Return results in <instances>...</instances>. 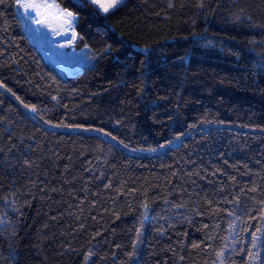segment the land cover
<instances>
[{"label":"trees","instance_id":"obj_1","mask_svg":"<svg viewBox=\"0 0 264 264\" xmlns=\"http://www.w3.org/2000/svg\"><path fill=\"white\" fill-rule=\"evenodd\" d=\"M55 1L73 74L0 3V264H262L264 0Z\"/></svg>","mask_w":264,"mask_h":264},{"label":"rangeland","instance_id":"obj_2","mask_svg":"<svg viewBox=\"0 0 264 264\" xmlns=\"http://www.w3.org/2000/svg\"><path fill=\"white\" fill-rule=\"evenodd\" d=\"M44 1L45 0H25V2H35L38 4H43ZM48 1L54 4L59 11H64L55 0ZM126 1L127 0H124V3ZM19 11L23 18L25 29L31 40L38 45L46 60L55 65L63 74H73L88 63L89 57L87 50L79 48L76 39L74 40L73 46L69 44L68 47H60L61 44L67 43L71 40L73 28L75 29V21L71 26V35L58 43L50 35L41 34L39 32L37 23L35 22V9H30L28 14L25 13V10L22 7H19Z\"/></svg>","mask_w":264,"mask_h":264},{"label":"snow or ice","instance_id":"obj_3","mask_svg":"<svg viewBox=\"0 0 264 264\" xmlns=\"http://www.w3.org/2000/svg\"><path fill=\"white\" fill-rule=\"evenodd\" d=\"M88 2L94 6V8L104 14H108L111 11H114L118 9L122 4H124V0H88ZM0 3H3V0H0ZM16 3L19 7H22L25 10V13L28 14V11L30 9H35L37 10V15H41L42 13L39 11L41 8H50L52 5H42L38 4L35 2H25V0H16ZM59 7V6H57ZM62 16L65 17V23L71 27L73 22L76 20V16L74 15L73 12L64 10L62 12ZM37 24H44L46 21L37 19L35 21ZM59 34V33H58ZM76 39V33L73 32V37L72 40H69L67 43L61 44L60 47H68L69 44H71L74 40ZM111 51V48L109 47L108 49H105V52L108 53ZM143 63V61H141ZM27 107V105H26ZM32 111H36L35 106H32ZM110 135V134H109ZM235 179V178H233ZM249 191H256V188H251ZM264 203V201H262ZM232 227V226H230ZM257 232L261 233L262 236H257L255 233L252 234V247L253 248H258L260 246V241L262 238H264V227L258 228L256 230ZM193 247H197V245H193ZM243 251V249H242ZM91 255V253H89ZM135 255V253H133ZM218 256L223 255V253H217ZM260 252H249V264H257V260L260 259ZM87 259V257H86ZM222 264V262H221ZM264 264V262H262Z\"/></svg>","mask_w":264,"mask_h":264},{"label":"bare ground","instance_id":"obj_4","mask_svg":"<svg viewBox=\"0 0 264 264\" xmlns=\"http://www.w3.org/2000/svg\"><path fill=\"white\" fill-rule=\"evenodd\" d=\"M42 5H52L50 8H41L39 11L41 15H37L35 12V19L45 20L44 24H37L39 32L41 34L50 35L56 42L64 40L71 35L72 27H69L64 21L65 17L62 16V12L59 11L54 4L45 0ZM59 33V34H58Z\"/></svg>","mask_w":264,"mask_h":264}]
</instances>
